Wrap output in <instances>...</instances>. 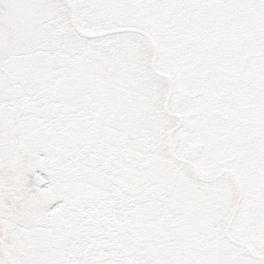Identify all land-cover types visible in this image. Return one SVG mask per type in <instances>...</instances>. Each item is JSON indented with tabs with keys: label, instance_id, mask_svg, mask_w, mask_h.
I'll return each instance as SVG.
<instances>
[{
	"label": "snow or ice",
	"instance_id": "6c2138e0",
	"mask_svg": "<svg viewBox=\"0 0 264 264\" xmlns=\"http://www.w3.org/2000/svg\"><path fill=\"white\" fill-rule=\"evenodd\" d=\"M0 264H264V0H0Z\"/></svg>",
	"mask_w": 264,
	"mask_h": 264
}]
</instances>
